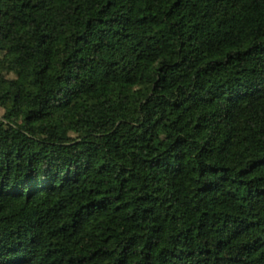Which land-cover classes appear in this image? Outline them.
<instances>
[{"label": "trees", "instance_id": "1", "mask_svg": "<svg viewBox=\"0 0 264 264\" xmlns=\"http://www.w3.org/2000/svg\"><path fill=\"white\" fill-rule=\"evenodd\" d=\"M0 264H264V0H0Z\"/></svg>", "mask_w": 264, "mask_h": 264}]
</instances>
